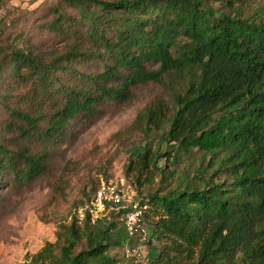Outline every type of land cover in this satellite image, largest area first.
Wrapping results in <instances>:
<instances>
[{"label":"trees","instance_id":"16d2710c","mask_svg":"<svg viewBox=\"0 0 264 264\" xmlns=\"http://www.w3.org/2000/svg\"><path fill=\"white\" fill-rule=\"evenodd\" d=\"M38 26V47L0 36V186L47 176L52 150L78 126L162 82L170 105L156 98L139 114L159 146H141L125 167L136 187L156 184L134 193L147 205L141 225L150 209L156 218L149 242L159 247L144 264H264V2L59 0ZM51 187L42 220L57 238L27 264H118L114 244L138 247L140 234L114 220L78 221L87 193L60 218L62 180Z\"/></svg>","mask_w":264,"mask_h":264},{"label":"rangeland","instance_id":"374dc122","mask_svg":"<svg viewBox=\"0 0 264 264\" xmlns=\"http://www.w3.org/2000/svg\"><path fill=\"white\" fill-rule=\"evenodd\" d=\"M58 3L59 0H0V36H23L32 47L42 45L47 35L38 25L49 19L52 7ZM213 5L218 6V1ZM168 94L169 89L162 82L131 88L127 101L104 105L101 117L78 126L70 141L60 142L52 150V164L47 176L25 185L11 186L6 181V185L0 186V264H27L29 255L45 242L56 240L55 224L42 220L50 216L48 202L55 198L51 187L54 178L61 179L63 186L62 194L56 196L60 218L73 209L74 202L82 199L84 193L88 194L86 205L95 191L91 190L100 182H119L123 178L129 192L139 191L143 197L155 189L156 184L136 187L132 174H125V167L141 146L149 144L153 150L158 148L159 131L145 135L142 131L145 122L139 114L156 98L170 105ZM3 117L4 112L0 111V120ZM9 148L18 149L12 145ZM120 218V214L113 213L96 224L107 226L110 220H114L122 227ZM155 219L150 209L137 237L139 256L127 255L123 244L113 245L111 254H116L121 261L118 264H144L153 257L159 243L155 240L149 242L148 221Z\"/></svg>","mask_w":264,"mask_h":264},{"label":"built area","instance_id":"2783aa9c","mask_svg":"<svg viewBox=\"0 0 264 264\" xmlns=\"http://www.w3.org/2000/svg\"><path fill=\"white\" fill-rule=\"evenodd\" d=\"M114 210L121 211L120 219L129 237L140 234L141 219L147 205L141 204L134 197V193L127 190L123 178L119 182H100L88 203L78 209L76 217L79 222L87 217L91 224H96L101 219L108 218L109 212ZM125 253L139 256V247L131 249L126 247Z\"/></svg>","mask_w":264,"mask_h":264}]
</instances>
